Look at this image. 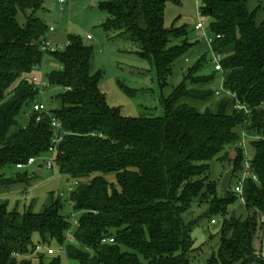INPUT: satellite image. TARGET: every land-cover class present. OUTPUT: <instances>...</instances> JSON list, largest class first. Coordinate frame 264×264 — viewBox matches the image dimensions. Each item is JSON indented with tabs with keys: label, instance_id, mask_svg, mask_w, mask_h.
Here are the masks:
<instances>
[{
	"label": "trees",
	"instance_id": "obj_1",
	"mask_svg": "<svg viewBox=\"0 0 264 264\" xmlns=\"http://www.w3.org/2000/svg\"><path fill=\"white\" fill-rule=\"evenodd\" d=\"M44 1L0 0V193L29 183L27 172L7 177L2 170L49 152L52 118L59 119L66 135L55 165L77 182L70 198L81 214L72 234L77 244L68 243L72 223L61 212L60 197L51 194L39 213L10 210L0 201V264H32L33 256L39 264H61L56 254L36 250L52 243L80 264H192L198 249L192 229L201 217L212 216L222 219L221 238L206 264H264L257 255L264 237V20L257 22L249 0H203L201 7L211 32L221 35L213 50L223 57L224 87L232 94L217 95L214 75L198 74L202 57L162 100L163 116H125L101 90L94 46L70 35L64 51L51 53L61 67L46 77L47 89H61L55 96L60 106L37 121L33 104L39 90L32 76L43 61L40 46L49 30L37 16ZM181 1L99 0L108 13L102 28L138 45V55L154 64L163 84L195 44L184 28L165 26L167 3ZM176 39L182 41L172 44ZM237 101L250 112L238 109ZM23 110L29 121L19 127ZM242 132L259 136L251 140L258 181L247 179L237 212L241 196L229 186L219 194L221 182L209 171L211 160L220 155L225 161L236 145L232 176L239 172V178L245 160L238 145ZM203 205L207 211L188 222L186 215ZM109 237L115 242L102 243Z\"/></svg>",
	"mask_w": 264,
	"mask_h": 264
},
{
	"label": "rangeland",
	"instance_id": "obj_2",
	"mask_svg": "<svg viewBox=\"0 0 264 264\" xmlns=\"http://www.w3.org/2000/svg\"><path fill=\"white\" fill-rule=\"evenodd\" d=\"M60 0H45L44 9L37 12V16L45 21L49 30L47 39L57 45L58 51H64L68 45L70 35L80 37L87 45L95 48L94 69L101 70V90L106 94L107 101L112 107L121 108L123 115L128 117H157L164 115L162 100L172 95L174 89L179 86L198 60L205 57L198 74L214 75L213 88H218L223 81V73L214 70V53L212 47L205 41V37L195 29L201 20V7L203 0H182L180 4L168 2L165 12V26L167 28H184L192 43L191 49L173 64V73L163 84L159 81L154 64L138 55L139 46L126 37H117L118 32H108L102 28L108 13L104 11L99 0H71L60 4ZM250 10H257V22L264 20V0H249ZM18 20L21 24L25 22L22 13ZM210 19L206 20L209 26ZM90 34L92 39H87ZM207 37L212 38L213 33L208 32ZM174 40L172 44L181 42ZM61 64L55 57L48 53L44 54L42 63L35 68L34 75L46 78L52 70L59 69ZM61 91L58 87L46 89L43 96H38L49 110L57 109L60 102L55 98ZM19 127H24L29 121V116L23 110L18 118ZM242 134V133H241ZM251 137L247 140L248 157H252ZM229 148L226 160L220 159V155L210 161L209 175L212 180L222 181L225 173L233 168L232 162L236 157L235 147ZM54 159L51 152H46L36 158L34 164L28 165L23 170L15 166L5 167L2 172L7 177H14L18 173L27 172L29 183H18L5 188L0 193V201L8 202L10 210L24 213L27 210L42 212L50 201V196L60 197L63 201L62 213L69 216L71 223L80 217V212L73 210L71 193L76 190L74 181L62 174L58 167L48 168L46 164ZM238 173L231 177L229 189L233 190L237 182ZM224 193V188L219 187V194ZM242 202L239 201L235 210H240ZM208 206L203 205L194 209V214H187L188 222L195 221L207 211ZM236 212V213H237ZM239 215V213H237ZM217 222L212 224L211 219ZM222 219L217 216L210 218L201 217L192 229V237L195 247L192 253V264H206L207 259L214 254L220 246V232ZM35 242L38 236L34 237ZM68 243L77 244L73 239ZM55 250V256L61 258V264H80L78 260L69 258L55 243L50 246ZM49 247V248H50ZM47 246L41 247V252H47ZM32 264H39L36 256L30 258ZM143 264H147L143 260Z\"/></svg>",
	"mask_w": 264,
	"mask_h": 264
},
{
	"label": "built area",
	"instance_id": "obj_3",
	"mask_svg": "<svg viewBox=\"0 0 264 264\" xmlns=\"http://www.w3.org/2000/svg\"><path fill=\"white\" fill-rule=\"evenodd\" d=\"M69 1H71V0H60L59 2H60V4L63 5L65 3H68ZM207 19H208L207 17L202 15L201 20L197 23V25L195 26V29L197 31H199V33L205 37V41L212 47V51L214 53L213 62H214L215 70L222 72L223 71V66H222L223 57L221 54H219L213 50V45H214L216 39L221 38V35L220 34L216 35L213 33L212 38L207 37V33L209 31L211 32V30L209 29V26L206 25ZM88 38H91V35H88ZM56 47H58V46L55 45L52 42V40H48L46 38L42 41L40 49L43 52V54H48V53L51 54L53 52L58 51V48H56ZM32 82L35 83L36 86L38 87L39 95L43 96L47 87L49 86V82H48L47 78H40L37 75H33L32 76ZM222 93L232 94L230 91H227L225 89L224 79H223L222 83L219 85V87L216 89L217 95H221ZM236 107L238 109H245L246 113L250 112V110L247 108V106L244 103H241L239 101H237ZM33 110H34V112H36L38 114L37 121L41 120L43 113H49V111H50L47 108L46 104L42 100H38L33 104ZM51 128H52V132H53V139H52V144L49 148V152H51L53 154L54 159L52 161L48 162L46 164V166L48 168L52 169L54 167V164H55V157H56V154L58 152L59 144L64 140L66 132L64 131L62 124L59 121V119H57L55 117L52 118ZM241 136H242V139L238 145L241 146L242 148H244V150H245L244 169H243L242 173L240 174L236 184L234 185L233 192H235L236 194H239L241 196V202L244 203L245 202V198H244L245 182L247 181L248 178H253L255 181H258V177L256 174L253 173V170H252V157L251 158L248 157L247 140L251 139V137L248 136L245 132H242ZM252 138L253 139H259V136H253ZM35 161H36L35 158H30L26 164H23V163L17 164V168H21V169L25 168L28 165L34 164ZM75 183L77 184V182H75ZM211 223L212 224L216 223V219H212ZM78 224H79L78 220H75V222L72 224V228L67 232L68 240L72 238L73 231L76 228V226H78ZM113 242H115V239L112 237L102 239V243H113ZM36 250L40 251L41 246H38L36 248ZM62 250L64 251V247L62 248ZM47 252L50 255H53L56 253L54 248H52V247L48 248ZM257 255L260 256L262 259H264V237L262 238L261 246L258 249Z\"/></svg>",
	"mask_w": 264,
	"mask_h": 264
},
{
	"label": "water",
	"instance_id": "obj_4",
	"mask_svg": "<svg viewBox=\"0 0 264 264\" xmlns=\"http://www.w3.org/2000/svg\"><path fill=\"white\" fill-rule=\"evenodd\" d=\"M232 175H233V168L229 169L225 173V175H224V177H223V179L221 181V187L222 188H224V189H227L228 188Z\"/></svg>",
	"mask_w": 264,
	"mask_h": 264
},
{
	"label": "crops",
	"instance_id": "obj_5",
	"mask_svg": "<svg viewBox=\"0 0 264 264\" xmlns=\"http://www.w3.org/2000/svg\"><path fill=\"white\" fill-rule=\"evenodd\" d=\"M88 35H90V34H88ZM88 35L86 36V37H87V39H92V37H91V38H88Z\"/></svg>",
	"mask_w": 264,
	"mask_h": 264
}]
</instances>
